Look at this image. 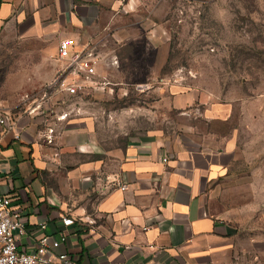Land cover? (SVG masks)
Wrapping results in <instances>:
<instances>
[{"label": "crops", "instance_id": "0c3cea01", "mask_svg": "<svg viewBox=\"0 0 264 264\" xmlns=\"http://www.w3.org/2000/svg\"><path fill=\"white\" fill-rule=\"evenodd\" d=\"M139 4L0 0V77L3 62L13 63L3 86L21 78L23 89L36 87V63L56 56L61 66L54 81L64 66L59 44L67 38L98 43L104 56L98 81L111 83L73 97L51 91L50 81L42 103L18 113L0 105L15 123L12 130L0 125V192L26 224L19 248L32 253L42 237L65 235L56 252L77 264H228L234 238L264 207L263 120L253 117L250 104L223 103L167 79L141 91L159 96L150 127L134 129L120 145L96 127V105L125 91L114 78L124 73L118 51L141 41H130L140 36L123 30L121 14L138 12ZM25 53L32 57L21 59ZM153 71L155 77L160 67ZM235 106L241 110L236 120ZM116 181L127 191L116 189ZM64 218L74 224L65 226Z\"/></svg>", "mask_w": 264, "mask_h": 264}, {"label": "rangeland", "instance_id": "374dc122", "mask_svg": "<svg viewBox=\"0 0 264 264\" xmlns=\"http://www.w3.org/2000/svg\"><path fill=\"white\" fill-rule=\"evenodd\" d=\"M130 1L125 0V4ZM139 5L138 12L128 10L121 14L123 30L131 37L134 31L140 36L130 41L141 43L120 47L118 51L124 73L114 78L124 85L125 91L96 105L93 113L99 131L113 145H120L134 129L150 127L151 112L156 109L154 104L159 96L138 91L136 87L143 83L154 88L167 79L170 85L179 82L201 88L223 103H249L253 117L262 118L263 131L264 0H140ZM148 27L149 31L142 29ZM52 42H47V49ZM26 55L21 59L32 57ZM138 57L144 62H139ZM3 64L0 105L13 113L42 103L43 86L53 81L61 66L56 56L41 63V67L36 63L41 71L40 82L34 88L23 89L21 78L20 82L12 80L2 85L13 63ZM159 67L160 72L153 77L151 73ZM233 111L235 120L239 119L238 106ZM169 115L175 123H181L177 112ZM168 127L173 132L178 130L177 124ZM249 221L250 226L234 238L235 246L228 264H264V207L260 208V213H253Z\"/></svg>", "mask_w": 264, "mask_h": 264}, {"label": "built area", "instance_id": "2783aa9c", "mask_svg": "<svg viewBox=\"0 0 264 264\" xmlns=\"http://www.w3.org/2000/svg\"><path fill=\"white\" fill-rule=\"evenodd\" d=\"M103 55L98 43L81 45L74 38L62 40L58 48V59L64 63L61 71L50 85V90L59 89L69 96L79 97L88 90L105 89L111 86L106 80L98 81L99 68L103 64ZM117 64V60L113 61ZM147 85H139L143 91ZM66 116H62L64 119ZM0 110V125L12 130L15 123H8ZM18 137V136H17ZM167 162V159H164ZM116 189L126 192L128 186L120 181L114 183ZM12 199L0 192V264H77L68 253H57L56 250L66 241L65 235L59 239L42 237L34 252L27 253L19 248L18 239L25 235L26 224L20 214L11 208ZM65 226L73 225L74 220L64 218Z\"/></svg>", "mask_w": 264, "mask_h": 264}]
</instances>
